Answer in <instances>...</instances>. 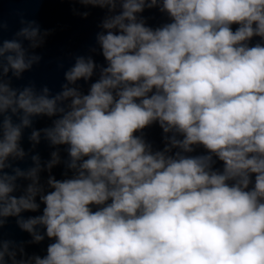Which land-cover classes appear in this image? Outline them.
<instances>
[{"label": "clouds", "instance_id": "clouds-1", "mask_svg": "<svg viewBox=\"0 0 264 264\" xmlns=\"http://www.w3.org/2000/svg\"><path fill=\"white\" fill-rule=\"evenodd\" d=\"M60 2L104 16L54 94L14 83L52 30L0 14V264H264V0Z\"/></svg>", "mask_w": 264, "mask_h": 264}, {"label": "water", "instance_id": "water-1", "mask_svg": "<svg viewBox=\"0 0 264 264\" xmlns=\"http://www.w3.org/2000/svg\"><path fill=\"white\" fill-rule=\"evenodd\" d=\"M72 8L78 11H88L90 15L87 18H81L74 15ZM17 13H23L26 19L37 20L42 30L51 29V34L46 38L42 47L33 50L36 54L42 56V60L38 66H34L32 71L24 73V80L14 81L16 84H24L32 80L36 82L39 89L43 85H47L54 93L60 90V85L64 83L63 72L74 63V59L69 54L85 55L88 54L89 46L95 45V34L99 31L97 25L104 16V11L99 8H85L79 4L61 3L60 0H0V14L4 21L8 24V30L3 33L4 39L11 38L12 34L19 28ZM145 16L154 17L149 20V24L157 25L163 22V17L155 10L145 11ZM94 59L98 63H103V58L99 54L94 55ZM63 62L64 68L58 69L57 64ZM87 90V85L83 81L79 82ZM50 124L48 118H36L34 127L36 129L45 127ZM146 137L152 141L154 147L162 148L161 129L153 125L145 129ZM23 147L27 150L30 146L26 137L22 141ZM50 148L47 142L41 140L37 148L32 154L38 153L42 162L50 158ZM19 166L26 168L31 166L30 159L18 162ZM219 166V165H218ZM62 166L53 168L52 172L60 178ZM42 178H46V174L42 173ZM24 215H31L26 213ZM5 239H14L16 241H27L31 237L22 232L15 224V218H9V224L4 229ZM49 241L46 239L41 244H32L26 246V252L31 254L43 255L46 245Z\"/></svg>", "mask_w": 264, "mask_h": 264}]
</instances>
